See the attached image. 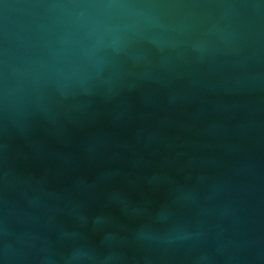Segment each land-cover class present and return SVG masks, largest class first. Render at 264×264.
<instances>
[{"label": "water", "instance_id": "obj_1", "mask_svg": "<svg viewBox=\"0 0 264 264\" xmlns=\"http://www.w3.org/2000/svg\"><path fill=\"white\" fill-rule=\"evenodd\" d=\"M0 264H264V0H0Z\"/></svg>", "mask_w": 264, "mask_h": 264}]
</instances>
